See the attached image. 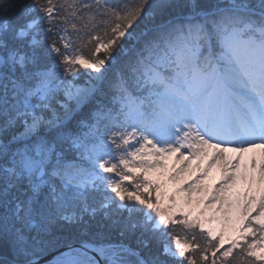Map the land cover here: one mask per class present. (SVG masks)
<instances>
[{"label": "snow or ice", "instance_id": "snow-or-ice-1", "mask_svg": "<svg viewBox=\"0 0 264 264\" xmlns=\"http://www.w3.org/2000/svg\"><path fill=\"white\" fill-rule=\"evenodd\" d=\"M80 69L87 88L73 83ZM61 92L77 105L94 103L87 121L73 124L66 105L62 113L55 107ZM146 146L160 161L182 148L218 161L220 195L205 204L193 199L206 194L199 185L167 192L162 180L130 175L164 168L135 163ZM255 149L258 179L244 175L256 171L254 162H239ZM238 180L247 182L243 202L229 201L223 194ZM254 182L264 184V0H0V264H41L63 229L83 226L77 210L88 213L97 197L106 215L121 217V235L139 230L137 246L149 250L142 255L124 243L92 249L105 264L264 262L259 241L237 242L243 235L221 251L230 211L240 231L255 235L259 222L264 237V188H256L257 207ZM164 199L177 208L214 206L218 234L205 230L215 216L175 217L159 206ZM251 211L258 215L250 218Z\"/></svg>", "mask_w": 264, "mask_h": 264}, {"label": "rangeland", "instance_id": "rangeland-1", "mask_svg": "<svg viewBox=\"0 0 264 264\" xmlns=\"http://www.w3.org/2000/svg\"><path fill=\"white\" fill-rule=\"evenodd\" d=\"M117 58H120V56ZM80 72H81V75L79 76V78L74 79L73 83L80 88L89 87L90 85H89L88 79L86 78L85 70L80 69ZM69 79H72V78L69 77ZM61 104L66 105L67 108L69 109L73 124H75L79 120H85L84 118H82V116H80V114H82V111H84V108L89 103H82L80 105H77L75 100L66 99L63 96V93L61 92L59 94V103L56 104L55 107L62 113L64 109L60 107ZM93 107H94V103H92L91 109ZM91 109L87 108L86 112L89 110L92 111ZM84 131H87V129L85 128ZM224 146L227 147V145H224ZM136 147H139V145H136ZM157 147H159V145H157ZM190 151L191 150H189L188 148H182L177 153L166 154L165 159L163 161H158L160 160V157L158 155H152L151 146H146L144 149V152L142 153V158L138 157L135 163L137 165H140L141 163H153V161L161 162L163 163L164 168L162 170L157 169L156 171H149L147 173H141L139 171H135L134 173H130V175L139 176L141 177V179H143L144 177H147L148 179H152V180H162L163 183L165 184V188L163 190L167 192H171L173 189H175V187L177 186L176 184L180 183L184 179H186L187 181H190L193 179L191 183L193 187H196L197 185H199L202 189L206 190V194L204 191H202L198 195L194 194L193 199H197V198L203 199L204 203L207 204L208 201L211 199L212 193L215 192L217 193V195H220L219 189L223 184V180L221 178L222 170L219 166V162L211 159L210 156L207 158L196 159L194 156L190 155ZM208 151L209 153H211V150H208ZM253 151L244 153L239 162L248 163L249 165H251L254 162L256 171L251 172L249 170V172L244 173V175L245 176L251 175L252 177L258 179L259 168L261 167V161L256 162L253 160H259L260 155H258L257 152H253ZM236 155H237L236 153H232V152L224 153V156L226 158H230L231 163H238V161L236 160ZM209 165H211V167H209ZM180 169H183V171L179 172V175L176 177L175 181L168 180L167 177L169 175L173 174L174 172H178ZM205 169H207L206 175H204ZM161 171H163L164 173L163 177H161L160 175ZM101 174L111 175L113 176L114 179L118 181L120 179L118 176H115L114 174H108V173H101ZM124 183L128 185L129 188H132L134 182L124 181ZM246 187H247L246 181L241 182L238 180L237 186L233 189H230L228 192L224 193L223 195L229 201L239 198L243 202L242 193ZM257 187L264 188V184L257 186L254 182L252 185V188H253L252 195H255L257 199V207H258L260 193L256 191ZM181 188H185V187H181ZM141 191L144 192L145 195H147V192L144 189H141ZM152 199L154 201L156 199L155 192L152 193ZM175 199L177 201V204H180L181 198L177 197ZM88 204L90 205L88 213H82L79 210H77V215L81 217V220L83 221V226L70 225L69 228L73 227L77 231V234L81 236L88 235V234H90L91 236L92 235L100 236V234L102 233H109V234H113L114 232H117L118 234L120 233V231L116 228V224L122 223L121 219L117 220V218L120 217L119 215H117L112 210H108V214L106 215L105 214L106 210L99 207V197H97L96 200L90 199L88 201ZM159 206L162 209L170 208V207L173 208L174 216L179 217V218H183L182 213L184 212L191 211L193 212V216H195L199 211L203 210L205 214L204 218H207L209 216L216 217V220H214V222L211 225L205 224V230L208 227H211L214 230H216L218 234L220 225L217 221L219 220L220 213L216 212L215 207L212 205L209 206V209H205L203 204L199 208H195L194 206H182V205L181 207L177 208V207H173V205L167 199H164L160 202ZM93 209H96L94 214L92 213ZM257 215L258 213L256 211H251L250 218L255 217ZM229 220H230V223L224 235L225 243H224L223 248L229 247L232 240H236L239 236L243 235L245 237V240H237L239 244L253 243V242L259 241L258 247L256 249V254L260 255L262 252H264V237H262L260 231H258L260 227L259 222H256L257 231L255 235H252L250 230H244V231L239 230V226L237 224V218H236L234 211H230ZM249 222L250 221H245V223H249ZM58 235L61 240L63 235H61L60 233ZM169 243H171L170 240H169ZM225 245H228V246L226 247ZM60 247H63V246H60ZM60 247L54 248L50 252H54ZM173 249H174V245H173ZM237 249L239 248H236V250ZM130 258L134 259V257H130ZM248 259H252L254 261V264H264V262L262 261H256L255 257H249Z\"/></svg>", "mask_w": 264, "mask_h": 264}, {"label": "trees", "instance_id": "trees-1", "mask_svg": "<svg viewBox=\"0 0 264 264\" xmlns=\"http://www.w3.org/2000/svg\"><path fill=\"white\" fill-rule=\"evenodd\" d=\"M181 1L185 2V0H176V2H178V3H180ZM14 19H15L14 17L9 16L10 21L14 22ZM117 57H119V56H117ZM119 219H121V217L117 218V220H119ZM119 224L120 223L116 224V228H117V225H119ZM104 228H105V226H104ZM195 231L199 233V231L197 229H195ZM176 232H177V234H182V232H183L182 227L177 226ZM114 233L113 234L102 233V234H100V236H95V235L91 236L90 234L81 236V235L77 234V231L73 227H71V228L67 227L60 232V234L63 235L60 242L55 244L52 247H49L47 249V251H44L43 253H41V255H44V254L50 252L54 248H57L60 246H65V245H68L71 243L80 242V241H88V242L96 243V244H120V243H124L125 245H128L129 247L133 248L134 250L140 251L142 255L146 254L149 251V250H145V249H139L137 246V238L140 237L139 230L136 231L134 237L131 236L130 234L129 235H119V234H121V232L119 234L117 232H114ZM156 246H157L156 242L152 241L150 250L155 251ZM223 250H224V248L221 249V251H223ZM233 251H234V253H237V252H240L241 250L239 248L237 250L234 249ZM217 255H219V253H217ZM2 258L7 259L8 256L5 254V255H3ZM134 259H135V257H134ZM230 259H231V257H229V260Z\"/></svg>", "mask_w": 264, "mask_h": 264}, {"label": "water", "instance_id": "water-1", "mask_svg": "<svg viewBox=\"0 0 264 264\" xmlns=\"http://www.w3.org/2000/svg\"><path fill=\"white\" fill-rule=\"evenodd\" d=\"M100 246H102V245L91 243L88 241H80V242L71 243V244L65 245L63 247H60L57 250H55L54 252H49V253H46L44 255H40V257L38 259L40 260L41 264H47L49 261L60 256L66 250H71V249H76L78 251H81L84 254H88V255H91L92 257H96L95 253L92 249L98 248ZM98 261L100 262V264H104L103 258L100 256L98 258Z\"/></svg>", "mask_w": 264, "mask_h": 264}, {"label": "bare ground", "instance_id": "bare-ground-1", "mask_svg": "<svg viewBox=\"0 0 264 264\" xmlns=\"http://www.w3.org/2000/svg\"><path fill=\"white\" fill-rule=\"evenodd\" d=\"M253 152H257L258 155H260V150L259 149H255ZM160 161V160H158ZM253 161H260L259 160H253ZM154 162V161H153ZM195 174V173H193ZM193 179L190 180V181H187L186 179H184L183 181H181L180 183H177L176 187H185L187 188L188 185H190L192 183ZM95 256L96 257H92L91 255H88V254H84L82 253L81 251H78L76 249H71V250H66L65 252H63L60 256H58L57 258L49 261L47 264H56V262L59 260V261H65V262H70V261H76V260H85V259H88V258H93L95 260H98L99 258V254L97 252H95Z\"/></svg>", "mask_w": 264, "mask_h": 264}]
</instances>
